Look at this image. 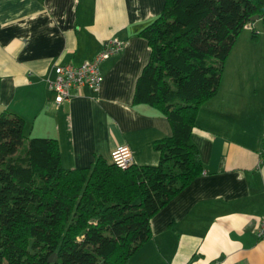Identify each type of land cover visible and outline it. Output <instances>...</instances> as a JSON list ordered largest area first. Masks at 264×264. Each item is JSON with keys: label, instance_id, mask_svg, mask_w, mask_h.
Wrapping results in <instances>:
<instances>
[{"label": "crops", "instance_id": "crops-1", "mask_svg": "<svg viewBox=\"0 0 264 264\" xmlns=\"http://www.w3.org/2000/svg\"><path fill=\"white\" fill-rule=\"evenodd\" d=\"M163 8L164 0H0V112L23 117L31 137L57 140L67 169L90 168L97 156L110 164L120 146L134 164L157 165L152 144L170 137L171 125L133 100L151 55L138 34ZM110 39L125 47L101 65V89H78L57 104L54 69L93 60ZM260 40L225 67L231 52L218 94L199 110L191 139L204 174L152 219L153 238L128 264H264Z\"/></svg>", "mask_w": 264, "mask_h": 264}, {"label": "trees", "instance_id": "trees-1", "mask_svg": "<svg viewBox=\"0 0 264 264\" xmlns=\"http://www.w3.org/2000/svg\"><path fill=\"white\" fill-rule=\"evenodd\" d=\"M256 16L264 0H164L139 32L151 55L133 104L158 110L173 132L152 144L157 165L122 170L97 156L67 169L57 140L29 138L23 117L0 112V264H128L153 238L152 219L204 174L191 139L199 110Z\"/></svg>", "mask_w": 264, "mask_h": 264}, {"label": "built area", "instance_id": "built-area-1", "mask_svg": "<svg viewBox=\"0 0 264 264\" xmlns=\"http://www.w3.org/2000/svg\"><path fill=\"white\" fill-rule=\"evenodd\" d=\"M124 45L125 43L118 39H110L104 43L102 51L93 60L86 61L79 66L56 67L54 79L49 80V85L55 94V102L61 104L71 97L72 91L81 88H90L98 92L103 83L101 65L112 56L121 54ZM111 161L122 170L128 169L133 164L131 149L128 146L118 147L112 152ZM258 236L264 237V224L261 226Z\"/></svg>", "mask_w": 264, "mask_h": 264}, {"label": "rangeland", "instance_id": "rangeland-1", "mask_svg": "<svg viewBox=\"0 0 264 264\" xmlns=\"http://www.w3.org/2000/svg\"><path fill=\"white\" fill-rule=\"evenodd\" d=\"M255 25V32L259 34V31L264 28L262 23H260L259 21H257L256 23H254ZM252 28L251 27H247L246 30H244V32L242 33L241 37L239 38L238 42H237V45L236 49H233L234 51H232V55L230 57V60L229 62H227L226 66L225 67H228V65H231L233 59L237 58V56H239V52L246 55L248 54V45L251 43L249 41H252V35H253V31L251 30ZM260 36H261V40H260ZM259 36V40L261 42H264V34L263 35H260ZM240 49V50H238ZM257 52L259 53V50H257ZM120 55V54H119ZM118 56V55H117ZM114 57V56H112ZM110 59V58H109ZM231 61V62H230ZM224 75H225V72H224ZM49 82V81H48ZM25 134L26 136H28L30 134L29 130H26L25 131ZM29 138H35V137H29ZM36 138H42V137H36ZM260 230V229H259ZM213 264H218V263H213Z\"/></svg>", "mask_w": 264, "mask_h": 264}, {"label": "water", "instance_id": "water-1", "mask_svg": "<svg viewBox=\"0 0 264 264\" xmlns=\"http://www.w3.org/2000/svg\"><path fill=\"white\" fill-rule=\"evenodd\" d=\"M260 20V17L259 16H256V17H253L252 19H251V22L252 23H256L257 21H259ZM57 261V256H52L51 258H50V260H49V262L50 263H54V262H56Z\"/></svg>", "mask_w": 264, "mask_h": 264}, {"label": "bare ground", "instance_id": "bare-ground-1", "mask_svg": "<svg viewBox=\"0 0 264 264\" xmlns=\"http://www.w3.org/2000/svg\"><path fill=\"white\" fill-rule=\"evenodd\" d=\"M49 87H50V89L52 90L51 85H49ZM52 91H53V90H52ZM73 94H74V91H72V95H71V97H70L69 99H71V98L73 97ZM69 99H68V100H69ZM68 100H66V101H68ZM64 102H65V101H64ZM64 102H62V103H64ZM62 103H61V104H62ZM59 105H60V104H59ZM116 149H117V148H116ZM114 150H115V149H114ZM114 150H113V151H114ZM131 152H132V151H131ZM111 155H112V154H111ZM132 162H133V154H132ZM111 163H112V161H111ZM133 163H134V162H133ZM112 164H113V163H112ZM113 165H115V164H113ZM115 166H116V165H115ZM116 167H117V166H116ZM263 238H264V237H263Z\"/></svg>", "mask_w": 264, "mask_h": 264}]
</instances>
